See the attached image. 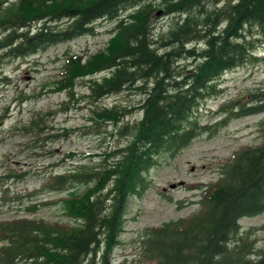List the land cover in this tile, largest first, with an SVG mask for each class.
Here are the masks:
<instances>
[{
	"label": "trees",
	"instance_id": "16d2710c",
	"mask_svg": "<svg viewBox=\"0 0 264 264\" xmlns=\"http://www.w3.org/2000/svg\"><path fill=\"white\" fill-rule=\"evenodd\" d=\"M3 4L0 0V52L7 51L10 58L94 36L100 22L114 24L102 49L89 55L65 54L60 76L46 92L66 93L68 100L59 113L69 112V105L83 99L95 106L125 91L142 99L137 107L114 104L90 110L97 135L100 127L111 126L110 136L125 138V144L98 155L94 164L80 162L69 171L51 173L34 193L64 192L81 185V190L60 199L73 224L26 218L1 221L0 264H113L127 204L148 189L146 176L160 158L175 157L202 132L213 133L230 120L264 113L263 90L244 101L239 97L221 104L216 115L222 118L212 127H200L192 117L202 101L220 93L224 74L259 60L255 52L259 38L264 39V0ZM159 19H168L169 24L155 33ZM79 82L88 93L75 98ZM136 110L140 116L135 120ZM50 129L40 116L19 131L35 134L32 147L38 148L49 139L42 135ZM75 132L64 130L51 137L68 138ZM260 132L259 144L235 152L220 166L214 182L198 187L197 212L148 232L143 242L148 264H264V251L257 252L252 233L242 231L239 224L264 213V121ZM72 157L65 155L62 162ZM34 210L35 206L26 209Z\"/></svg>",
	"mask_w": 264,
	"mask_h": 264
},
{
	"label": "rangeland",
	"instance_id": "374dc122",
	"mask_svg": "<svg viewBox=\"0 0 264 264\" xmlns=\"http://www.w3.org/2000/svg\"><path fill=\"white\" fill-rule=\"evenodd\" d=\"M168 24V19H159L154 32L163 31ZM113 25L97 23L96 35L59 43L33 56L16 59L7 57V51L0 52V222L26 218L73 224L65 216L60 199L74 189L81 190V185L75 184L64 192L38 195L34 192L41 188L51 173L69 171L80 162L94 164L98 155L125 144V138L110 136L114 131L111 126L100 127L97 135L94 124L89 121L90 110L114 104L137 107L142 99L140 95L125 91L118 96L107 97L95 106L83 99L69 105V112L59 113L60 105L68 100L66 93H46L49 83L60 76L65 54L89 55L102 49L111 37L109 31ZM259 40L255 52L259 60L224 74L217 89L220 93L200 103L192 116L200 127H212L219 122L222 117L216 112L224 102L239 97H244V101L248 95L264 90V39L260 37ZM40 92L42 94L34 99ZM83 93L88 92L79 82L75 98ZM48 112L54 114L46 116ZM139 113L136 110L133 119H138ZM40 116L52 130H46L42 135L49 138L47 141H41L38 148H33L36 135L25 134L19 129L28 126L33 117ZM262 121L264 113L230 120L213 133L202 132L175 157L163 155L159 165L146 176L148 189L141 197L131 198L127 204L121 244L111 255L112 263L148 264L143 257V242L148 232L197 212L201 199L198 187L214 182L220 174V166L235 152L262 141ZM71 129L76 132L68 138L51 137ZM68 154L73 155L71 161L62 162ZM30 206H35L36 210L27 212ZM239 224L242 231L252 233L257 252L264 251V213L243 218Z\"/></svg>",
	"mask_w": 264,
	"mask_h": 264
},
{
	"label": "flooded vegetation",
	"instance_id": "af4514ba",
	"mask_svg": "<svg viewBox=\"0 0 264 264\" xmlns=\"http://www.w3.org/2000/svg\"><path fill=\"white\" fill-rule=\"evenodd\" d=\"M16 0H4V6H6L9 3L15 2Z\"/></svg>",
	"mask_w": 264,
	"mask_h": 264
},
{
	"label": "water",
	"instance_id": "95a60500",
	"mask_svg": "<svg viewBox=\"0 0 264 264\" xmlns=\"http://www.w3.org/2000/svg\"><path fill=\"white\" fill-rule=\"evenodd\" d=\"M172 187H175V186H172Z\"/></svg>",
	"mask_w": 264,
	"mask_h": 264
}]
</instances>
